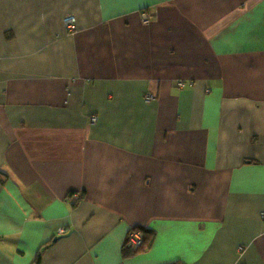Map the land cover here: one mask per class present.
Wrapping results in <instances>:
<instances>
[{"label":"crops","instance_id":"1","mask_svg":"<svg viewBox=\"0 0 264 264\" xmlns=\"http://www.w3.org/2000/svg\"><path fill=\"white\" fill-rule=\"evenodd\" d=\"M45 244L37 264H264V0H0V264Z\"/></svg>","mask_w":264,"mask_h":264},{"label":"built area","instance_id":"2","mask_svg":"<svg viewBox=\"0 0 264 264\" xmlns=\"http://www.w3.org/2000/svg\"><path fill=\"white\" fill-rule=\"evenodd\" d=\"M150 20V17L147 13H142L141 14V21L143 24H148ZM63 28L67 33H73L76 30V17L74 15L68 14L66 15L63 20H62ZM179 87H182V82L180 81L178 83ZM144 100L146 102H152L155 100L153 95L146 94L144 96ZM89 124H96L97 118L96 116H90L88 119ZM70 201L75 202L77 200V196L73 195L71 198H69ZM65 229L64 228H59L58 229V234H64ZM128 241L131 245L133 246H139L142 241H143V236L142 233L139 230H131L128 233ZM241 250V248H240Z\"/></svg>","mask_w":264,"mask_h":264},{"label":"trees","instance_id":"3","mask_svg":"<svg viewBox=\"0 0 264 264\" xmlns=\"http://www.w3.org/2000/svg\"><path fill=\"white\" fill-rule=\"evenodd\" d=\"M71 196H73V195H71ZM71 196L69 198H71ZM131 230H139L142 233L143 241L139 246H133L129 243L128 236H127L126 241L122 247V256L124 258H130V257H133V256L138 255L140 253L146 252L150 247V239H151L150 237L153 236L152 235L153 233L151 231L146 230L143 227L135 226V227H132ZM48 246H49V244H45L40 248V250L36 254V257H35L34 261L32 262V264L39 263V261L41 259V252L43 250H45ZM171 264H182V263L173 262Z\"/></svg>","mask_w":264,"mask_h":264}]
</instances>
